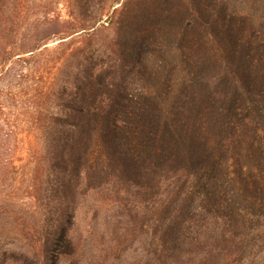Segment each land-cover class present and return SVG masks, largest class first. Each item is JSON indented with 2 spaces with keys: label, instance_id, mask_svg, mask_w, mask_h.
Returning <instances> with one entry per match:
<instances>
[{
  "label": "trees",
  "instance_id": "1",
  "mask_svg": "<svg viewBox=\"0 0 264 264\" xmlns=\"http://www.w3.org/2000/svg\"><path fill=\"white\" fill-rule=\"evenodd\" d=\"M224 1L180 0L177 41L191 44V68L170 95L155 91L139 68L142 36L129 42L123 30L95 45L107 28L94 27L107 1L96 0L97 12L91 0H77L80 11L56 32L82 31L59 41L65 58L31 96L41 139L24 186L32 203L12 207L24 244L0 243V264H115L139 238L143 253L133 264H264V213L194 203L207 195L206 178L235 121L253 115L264 138L257 11L243 5L234 17ZM26 2L0 0V76L8 61L28 62L20 54L49 38L32 25ZM97 51L113 58L103 63ZM3 120L0 111V180L13 167Z\"/></svg>",
  "mask_w": 264,
  "mask_h": 264
},
{
  "label": "rangeland",
  "instance_id": "2",
  "mask_svg": "<svg viewBox=\"0 0 264 264\" xmlns=\"http://www.w3.org/2000/svg\"><path fill=\"white\" fill-rule=\"evenodd\" d=\"M106 1L110 6L106 8L107 4L105 5L102 18L95 20L94 27L103 22L107 28L100 30L96 35L95 45L100 44L104 36L109 39L112 35L121 34L123 30L128 32L126 37L129 42L137 36H142L136 59L139 68L155 91H170V95H173L178 85L187 81L188 70L191 68V44H181L177 41L180 33L179 9L182 8L180 0ZM208 2L216 6L221 0ZM226 2H231L230 8L236 9L234 17H238L243 5L250 11H257V37L264 39V0ZM89 4L92 11L96 8L99 12L100 6L96 0H91ZM25 6L29 20L33 21L32 25L36 26L37 30L43 29V33L48 34L49 38L34 51L20 54L28 57V62L13 59L8 61L4 70L9 67L4 75L0 76V102L3 104L0 111L4 118L2 133L13 158V167H8L0 180V207L4 206L0 208V243L17 249L19 245L24 244V240L18 235V225L14 220L12 207L18 210L19 207H27L32 203V198L24 186L27 181V167L41 146L38 130L31 118V96L46 76L51 80L56 72V65H61L65 58L68 49L66 44H60L59 41L67 42L71 36L76 38L79 35L77 33L82 31L62 38L56 32L62 29L65 20L72 19V16L80 11L77 0H27ZM106 9L108 12H105ZM182 21L187 23V16ZM186 32L191 34L190 25L186 26ZM183 54L187 60L182 58ZM16 56L19 55L13 58ZM94 56L97 60L104 61L103 63L113 58L111 54H102L100 51ZM63 79L69 78L64 75ZM224 139L227 145L223 154L216 169L206 178L208 193H199L194 203L212 211L239 203L241 207L264 213V138L253 115L235 121ZM125 252L115 264H133L142 257V238L133 241ZM64 260L61 259L60 263Z\"/></svg>",
  "mask_w": 264,
  "mask_h": 264
}]
</instances>
